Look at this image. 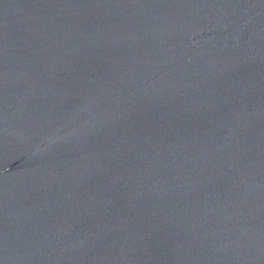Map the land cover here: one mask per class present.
<instances>
[{
    "label": "water",
    "instance_id": "water-1",
    "mask_svg": "<svg viewBox=\"0 0 264 264\" xmlns=\"http://www.w3.org/2000/svg\"><path fill=\"white\" fill-rule=\"evenodd\" d=\"M0 264H264V0H0Z\"/></svg>",
    "mask_w": 264,
    "mask_h": 264
}]
</instances>
